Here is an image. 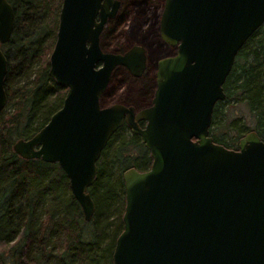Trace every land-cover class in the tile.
<instances>
[{
    "label": "water",
    "instance_id": "95a60500",
    "mask_svg": "<svg viewBox=\"0 0 264 264\" xmlns=\"http://www.w3.org/2000/svg\"><path fill=\"white\" fill-rule=\"evenodd\" d=\"M119 5L62 0L48 75L66 94L42 129L14 143V153L58 165L90 222L96 164L125 125L152 162L145 172L122 175L123 231L113 264H264V143L249 132L233 151L209 136L236 56L264 25V0H164L159 39L175 53L157 61L150 106L139 111L100 104L116 68L135 78L145 69L139 46L122 55L100 48ZM13 21L11 5L0 0V47L9 42ZM6 74L0 48V113Z\"/></svg>",
    "mask_w": 264,
    "mask_h": 264
},
{
    "label": "trees",
    "instance_id": "16d2710c",
    "mask_svg": "<svg viewBox=\"0 0 264 264\" xmlns=\"http://www.w3.org/2000/svg\"><path fill=\"white\" fill-rule=\"evenodd\" d=\"M119 1L122 5L118 17L108 22L100 37V46L105 52L108 49L121 53L129 48L124 35L130 22L134 23L130 33L134 38L145 28L144 40L152 41L150 36L155 37L157 33L154 25L159 15L154 17L152 29L147 25L146 6L156 7L159 14L163 0ZM7 2L13 9L14 21L9 42L0 47L7 59L4 83L7 104L0 113V264H113L115 242L123 231L122 175L129 169L148 170L152 162L149 153L126 126L109 139L96 164L94 183L88 190L94 204L90 222L84 221L58 165L23 160L14 153V143L30 139L42 129L61 108L66 94V89L59 88L48 75L62 0ZM140 14L144 19L142 28L138 29ZM119 26L126 27L122 33ZM262 30L263 27L252 35L237 54L223 85L225 100L215 106L213 122L214 125L220 122L228 107L243 105L254 121L252 132L264 143ZM116 74L109 84V87L115 84L114 90L109 94L108 87L100 100L102 107L108 106L110 98L134 107H141V102L148 104L151 97L146 92L154 89L151 77L133 79L124 72L121 78ZM230 126L237 131V142L246 129L244 125L243 130L237 128L235 122ZM212 138L215 144L233 149L216 136ZM42 205H47V209L40 213Z\"/></svg>",
    "mask_w": 264,
    "mask_h": 264
},
{
    "label": "rangeland",
    "instance_id": "374dc122",
    "mask_svg": "<svg viewBox=\"0 0 264 264\" xmlns=\"http://www.w3.org/2000/svg\"><path fill=\"white\" fill-rule=\"evenodd\" d=\"M139 1L144 2L146 0H139ZM146 3H148V0L146 1ZM146 3H145V5H146ZM146 11H147V17L149 18L147 21V25H150L152 27L154 17H156V15H158L157 14L158 13L157 8L154 6L151 7V5L146 6ZM143 19L144 18L140 14L138 22H137V28L138 29L142 28ZM262 27H263V30L260 33L261 35L264 33V25ZM125 28L126 27L119 26L118 30L122 33ZM132 28H134V23L132 24V22H130L128 24L127 33H125V35H124V37H125L124 42H126L127 45H129L128 47L133 46V45L144 46L146 48V51H147V56L149 59L150 66L157 59L162 58L164 56H167L171 53L170 47L161 45V46H158L159 48H157L158 54L154 55L155 54L154 51L156 48H153V49L151 48V45L154 44L152 42V41H154V35L150 36V38H152V41L151 40L147 41L148 39L144 40V37L147 35V30H146V28L145 29L143 28L144 32L141 31L138 34H135L136 37L134 38L130 35ZM152 29H154V27H152ZM154 45H156V44H154ZM106 52L114 53V52L109 51L108 49H106ZM117 75L120 76L121 78L123 77L121 70H119L117 72ZM114 85L115 84H111V86L109 87V90H108L109 94H111L112 91L114 90ZM126 90H127V88L125 87V91ZM121 94L124 96V94H126V93L123 91V92H121ZM116 103H117V101L115 99L110 98L108 101V106H111V105L116 104ZM145 106H146L145 104H141L142 108ZM233 122L236 123L237 128L242 127L241 128L242 130H243V125H244V127L246 129L245 132H248L249 130L252 131V129L254 128V121H253L252 117L249 115L247 108L243 105H234V106L228 107L226 109L224 116H222V118H221V121L217 122L215 124V126L213 127L212 135L216 136L217 139L223 140L225 143L230 144L232 146V148H236L237 144H238V141L236 142V139H235V137L237 135V131L232 129L230 126L231 123H233ZM244 133L241 135L243 136ZM46 209H47V205H42V207L39 208V212L43 213ZM52 211H55V209H52Z\"/></svg>",
    "mask_w": 264,
    "mask_h": 264
},
{
    "label": "flooded vegetation",
    "instance_id": "af4514ba",
    "mask_svg": "<svg viewBox=\"0 0 264 264\" xmlns=\"http://www.w3.org/2000/svg\"><path fill=\"white\" fill-rule=\"evenodd\" d=\"M117 1H119V0H117ZM119 3H120V5H119V9H118V11H117V14H116V16L112 19V20H109L108 22H110V21H113V20H115L117 17H118V15H119V12H120V10H121V2L119 1ZM163 3H164V0H163ZM162 7H163V4L161 5V10H162ZM160 14V13H159ZM158 14V15H159ZM122 18V17H121ZM159 20V18H157V21ZM108 22H107V24H108ZM106 24V25H107ZM106 25H105V27H106ZM157 26V36H156V34H155V37H154V44H156V45H151V48L153 49V48H156L155 49V54L154 55H157L158 54V51H157V48H159L158 46H161V45H163V46H167V45H165V44H163L161 41H160V39H159V33H158V23L156 22V25H154V27H156ZM104 27V28H105ZM104 30V29H103ZM103 32V31H102ZM102 34V33H101ZM100 37H101V35H100ZM157 38H158V40H157ZM160 42V43H159ZM100 44V43H99ZM134 46H136V45H133V46H131V47H129V48H127L125 51H123V52H121V53H113V54H120V55H122V54H124L125 52H127L129 49H131L132 47H134ZM139 47H141V48H143L144 49V55H145V69H144V71H143V74L140 76V77H138V78H135V77H132L128 72H127V70L126 69H124V68H122V67H118V68H116L114 71H113V73H112V76H111V79H112V77H113V75H114V73H116V72H118L119 70H121V72H122V74L124 73V72H126L131 78H133V79H141V78H146V77H151L152 78V80H153V86H154V89H152V91L151 90H148L146 93H147V95L149 94V96L151 97V99H152V97H153V94H154V91H155V74H156V63H157V61L158 60H160V59H162V58H165V57H169V56H171V55H173L174 53H175V49H173V48H170L171 49V53L169 54V55H167V56H164V57H162V58H159V59H157L151 66H150V63H149V59H148V56H147V51H146V48L144 47V46H141V45H138ZM168 47V46H167ZM100 48H101V46H100ZM101 50H102V48H101ZM103 51V50H102ZM103 52H105V51H103ZM105 53H110V52H105ZM117 75V74H116ZM111 79H110V81H111ZM109 84H110V82H109ZM108 87H109V85H108ZM108 87H107V89H108ZM106 89V90H107ZM105 94V93H104ZM151 99H150V101L148 102V104H146V106L145 107H134V106H128V105H124V104H122V105H124V106H127V107H133L134 109H136V111H139V110H142V109H145V108H147V107H149L150 106V103H151ZM219 103V102H218ZM117 104H121V103H117ZM141 104H143V102H141ZM216 105H217V103H216ZM215 105V106H216ZM108 107V106H107ZM103 108H105V107H103ZM215 108V107H214ZM213 113H214V111H213ZM218 120V118L216 119V121ZM144 125H145V123H139V127L140 128H144ZM125 126V125H124ZM215 125H214V122H213V116H212V123H211V127H210V129H209V136L212 138V130H213V127H214ZM123 127V126H122ZM128 129V128H127ZM129 130V129H128ZM130 131V130H129ZM252 132V131H251ZM130 133H132L131 131H130ZM249 133V132H248ZM248 133H246V134H248ZM133 134V133H132ZM245 134V135H246ZM135 135V134H134ZM245 135H243V137L245 136ZM137 136V135H136ZM242 138V137H241ZM240 138V139H241ZM140 139V138H139ZM213 139V138H212ZM239 139V140H240ZM239 140H238V143H239ZM141 142V141H140ZM214 142V141H213ZM142 144V143H141ZM143 145V144H142ZM221 146V145H220ZM225 148V147H224ZM238 144H237V147L236 148H233V149H231V150H233V151H237L238 149ZM146 149V148H145ZM147 151V150H146ZM148 152V151H147ZM149 153V152H148ZM149 156H150V154H149ZM147 171V170H146ZM145 172V171H144Z\"/></svg>",
    "mask_w": 264,
    "mask_h": 264
}]
</instances>
